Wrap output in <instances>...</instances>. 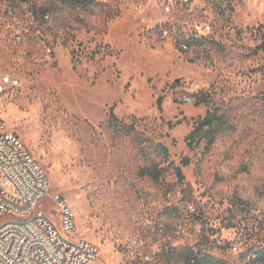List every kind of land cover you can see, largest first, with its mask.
Segmentation results:
<instances>
[{
  "label": "rangeland",
  "instance_id": "374dc122",
  "mask_svg": "<svg viewBox=\"0 0 264 264\" xmlns=\"http://www.w3.org/2000/svg\"><path fill=\"white\" fill-rule=\"evenodd\" d=\"M94 1L72 10L60 0H0V83L10 80L0 118L48 174L38 208L59 223L55 197L68 203L78 237L98 249L90 264H168L165 249L185 245L252 264L246 229L264 210V49L255 50L264 0H198L195 18L213 31L188 51L160 37L173 18L162 0ZM110 109L167 146L169 160L140 154ZM211 109L226 130L190 148L195 121ZM151 160L166 168L159 180L143 173Z\"/></svg>",
  "mask_w": 264,
  "mask_h": 264
},
{
  "label": "built area",
  "instance_id": "2783aa9c",
  "mask_svg": "<svg viewBox=\"0 0 264 264\" xmlns=\"http://www.w3.org/2000/svg\"><path fill=\"white\" fill-rule=\"evenodd\" d=\"M162 6L173 18L161 26L160 37L174 41L182 51L194 46L190 39L207 37L213 31L210 22L195 18L198 0H162ZM178 15L190 20L180 24L175 19ZM9 81L2 80L0 92ZM185 101L192 102V98L185 97ZM48 189L45 169L19 133L0 118V264H90L95 260L98 249L78 237L75 214L65 200L55 197L61 211L59 223L38 208ZM246 230L247 238L253 240L247 261L264 264V242L258 240L264 235V210L255 209ZM231 250L238 252L239 245Z\"/></svg>",
  "mask_w": 264,
  "mask_h": 264
},
{
  "label": "trees",
  "instance_id": "16d2710c",
  "mask_svg": "<svg viewBox=\"0 0 264 264\" xmlns=\"http://www.w3.org/2000/svg\"><path fill=\"white\" fill-rule=\"evenodd\" d=\"M60 2L72 10H92L96 6V2L94 0H60ZM49 12V7H45L43 9L42 16L46 17ZM208 37L209 36L198 39H190L189 43L196 47H201L207 41ZM262 37V42L255 50L264 49V34ZM161 100L162 99L160 98L159 103H161ZM198 102L207 103L208 97L205 96L199 99ZM109 122L117 130L120 128L122 134L137 142L141 146L140 154L144 157L150 158V154H156L157 156H161L165 161L169 160V149L167 146L162 143H155L149 139L145 140L142 137V134L138 132L134 124L123 123L122 120H120L114 113L113 109H110ZM224 130H226L225 121L221 117L218 109H211L204 117L195 121L193 130L187 137L188 146L192 148L195 145H199L202 141H206L207 145H211L214 143L217 136ZM146 142L150 144L142 146V144ZM184 164H188V161ZM168 166L175 169L177 177L180 181L184 180V174L181 167L175 166L172 162ZM165 170L166 168L161 167V163L151 160V165L144 168L143 173L152 176L155 180H159ZM163 258L168 264H228L227 261L205 253L203 250L191 245L169 247L168 249H165Z\"/></svg>",
  "mask_w": 264,
  "mask_h": 264
},
{
  "label": "water",
  "instance_id": "95a60500",
  "mask_svg": "<svg viewBox=\"0 0 264 264\" xmlns=\"http://www.w3.org/2000/svg\"><path fill=\"white\" fill-rule=\"evenodd\" d=\"M177 81L179 82V81H180V79H177Z\"/></svg>",
  "mask_w": 264,
  "mask_h": 264
}]
</instances>
